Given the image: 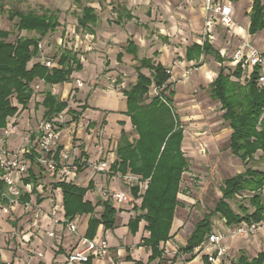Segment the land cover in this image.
Returning a JSON list of instances; mask_svg holds the SVG:
<instances>
[{"label": "trees", "instance_id": "16d2710c", "mask_svg": "<svg viewBox=\"0 0 264 264\" xmlns=\"http://www.w3.org/2000/svg\"><path fill=\"white\" fill-rule=\"evenodd\" d=\"M0 10L8 15L10 21L18 19L15 28L19 32L26 31L38 35V37H17L14 42H10L8 39L12 32L0 29L1 131L7 128L9 119L17 117L22 110L28 108L35 95L33 84L37 80L50 86L68 83L72 74L81 71L83 66L77 53L67 48L62 50L59 56V67L50 69L41 61L32 64L40 55L39 44L60 26L58 11L45 10L42 14L35 11L24 13L16 9L6 10L4 6H0ZM114 13L117 14L119 22L133 18L125 6H117L114 8ZM249 17L250 35L264 31L263 0H254ZM77 21L79 27L93 32L89 26H95L98 22L95 9L83 7L81 14L77 16ZM126 52L137 54L138 48L134 42L129 44ZM157 55L158 53H155V56ZM202 55L212 56L220 64L217 77L209 85L210 96L221 105L224 112L222 119L232 130L231 152L245 168L242 173L223 181L222 197L215 208L195 224L183 248L184 253L192 254V259L196 256L195 248L213 232L214 215H219L225 220L228 227L264 220V171L248 165L259 152H261L260 159L264 161V89L258 87L256 74L246 83H242V71L239 67L228 71L223 65L226 59L209 40H205L202 45L193 44L187 49L188 61L197 62L195 68L201 66ZM118 57L122 59L121 54ZM143 69H148L150 75L142 73ZM135 70L138 74L136 83L122 92L127 98L126 115L130 117L138 138L131 140L129 134L122 131L116 151L117 160L111 166V172L121 175L130 172L140 178L139 182L146 183L144 192L139 182L136 185L132 183L130 190L133 200H141V203L139 206L134 205V210L140 211V214L130 220L128 227L134 235L138 232L140 223L146 222L144 229L149 233V237L143 240V244L152 251L146 264H152L164 253L161 244L167 243L175 235L171 233V227L177 208L184 204L178 200V195L181 192L183 173L188 169V162L182 150L184 126L176 111L175 91L167 92L171 87V70L161 63H156L152 58L141 59ZM152 86L157 90V95L147 103ZM44 94V99L38 106L44 108L43 120L49 121L64 112L68 102L60 100L50 90L45 91ZM13 100L17 105H14ZM19 106L22 109H19ZM86 109L84 105L82 111ZM70 111L69 109L68 112ZM72 114L74 117L80 116L75 111H72ZM90 126L94 127L95 123H89L88 128ZM63 149L64 147L60 146L55 155L57 162H60L59 155ZM75 164L78 172H82L87 167L86 163L75 162ZM60 168L59 165L58 170ZM40 174L36 173L35 164L24 182L27 185L34 184L37 188L42 178ZM94 187L93 181H90L86 188L66 181L52 185L53 190L62 191L65 216L68 220L77 215H90L86 231V237L89 239L95 237L99 226H103L105 230L114 229L118 212L109 198L99 201L96 205L85 199L86 194ZM5 188L6 184L0 179V193L5 191ZM244 192L251 193L250 208L240 205V213H237L230 205V201ZM20 199L24 203L30 201L27 195ZM41 202L43 199L38 197V203ZM97 206L103 207L100 218L95 215ZM127 260L132 261L130 256ZM233 263L264 264V250L252 260L242 256ZM135 264L145 263L137 261Z\"/></svg>", "mask_w": 264, "mask_h": 264}, {"label": "crops", "instance_id": "0c3cea01", "mask_svg": "<svg viewBox=\"0 0 264 264\" xmlns=\"http://www.w3.org/2000/svg\"><path fill=\"white\" fill-rule=\"evenodd\" d=\"M224 1L230 4L233 9L232 16L235 21L234 25L230 29H225L218 21H215L212 27L208 29L207 34H205L206 12L202 0H196V3L192 6H189L186 0H90L84 6L81 5V0H0V6H4V3L32 5L33 7L39 6V8L43 7L46 10L58 11V16L66 15L69 11L71 13L75 8V3L79 6L81 5L77 16L81 14L83 7L95 9L98 22L95 26H89L93 32L79 27L78 21L76 20L77 27L75 28L77 31L70 32V37L74 41L73 45L70 42L65 47V49L67 48L77 53L83 66L82 70L74 72L68 83L53 86L46 85L48 89L45 91L50 90L60 100L68 102V107L65 112H67V118H72L71 121L74 117L72 111H78L83 112V115L90 118L95 125L99 122L104 125V138L101 141L93 139L92 136L85 132L80 133V136L77 135L76 138L79 141L72 143L70 141L71 136L67 137L66 133L68 132L70 135L71 132L69 131L72 129L73 124L68 129L61 130V146L64 147L65 151L73 154L71 157L73 161L81 162L83 160V163L87 165L86 169L78 172L71 182L86 188L89 182L93 181L95 187L86 194L85 199L94 205L99 201L107 200V197L103 196V191L106 190L109 193H125L129 199L127 202L122 203L112 201L114 207L118 210L115 228L105 230L103 226H99L95 237L92 239L96 242L107 240L108 249L105 253L101 257L91 256L90 262L88 263H69L67 261L68 256L81 248L79 238L86 236L90 215H77L80 217L78 233L70 234L64 225H55L52 217L49 215V209L52 206V194H55L54 197L61 209L60 216L65 215L61 189H52V194H48L49 196L46 195L48 198H45L43 196L45 192L43 186L41 190H38L34 184L27 186L24 182L25 184L22 185L23 196L27 195L30 197V201L25 203H31V207L24 210L22 204L16 206L13 208L10 216L6 218L3 224V231L0 234V264H5V261H13L14 264H23L26 260H31L32 264H135L137 261L146 264L148 262L152 251L143 244V240L149 237V233L144 229L146 222L142 221L140 223L139 230L134 235L128 227L130 220L140 214V211L136 212L134 210V205L139 206L141 200H133L130 190L132 185L122 180L119 177V173L97 172L94 170V166L105 158L111 169V166L117 160L116 151L122 131L128 133L131 140L138 138L133 129L130 117L126 115L127 98L124 96L122 90H128L136 83L138 74L135 66L139 64L141 59L152 58L156 63H161L169 69L171 66L170 63L176 61L174 58L178 57L179 62L171 71L173 78L183 77L187 71H191V69L198 70L204 66L197 77L203 81H210L212 75H214V66L207 59L212 56L202 55L200 59L201 66L195 68L197 62L188 61L187 59V49L193 44L202 45L205 40H209L211 44L215 42L219 48L223 49V45L226 42L236 47L238 43L244 40L248 39L252 41L253 39L254 42L252 44L259 50L264 51V31L256 35H250V17L241 23L242 13L250 14L254 0H241V3L240 0ZM119 5L127 8L133 17L131 20L123 22L117 20V14L114 13V8ZM3 13L4 15L6 14L0 10V17ZM113 16L115 17L113 18ZM59 23L60 26L58 29L63 28L61 25V17H59ZM219 29H222L221 33L225 34V39L218 34ZM67 30L70 31L68 26ZM56 31L55 34H57ZM152 31H155V34H152ZM193 33L199 34V37L193 35ZM213 33L215 34L214 37L212 36ZM51 34H48L47 37ZM202 35L204 36L203 38L201 37ZM57 39L60 44L64 43L61 37H57ZM131 42H134L138 48L136 55L126 52ZM82 49L87 53L86 55L80 53ZM218 51L223 58H227L226 61L228 60L227 62L232 69L230 58L224 52H221L222 50ZM141 53L145 57L143 55L141 56ZM155 53H158V55L155 56ZM60 54L54 61V67H59L58 60ZM120 54L122 55V59L118 57ZM38 61L40 60H34L32 64ZM145 70L149 71L148 69H143L142 73L149 76L150 71L147 74ZM100 74L108 76L107 79H111L114 85L112 84L111 87L105 82H102L105 81L102 79L100 81L101 85L99 84L90 93V96H87L88 87L83 86L82 88H77L76 82L73 81L94 80L97 82ZM172 82L170 81V90L175 91V105L181 117L178 102L176 101L186 96L184 91L185 89L189 90L191 84L189 82L187 84L179 83L176 84L177 89H174ZM241 82L243 83L242 79ZM178 88L180 89L178 90ZM44 93L42 95L43 99L45 96ZM150 100L148 99L147 103ZM84 105L87 109L82 111ZM75 106H79V108ZM40 107L42 113H44L43 106ZM69 109L71 110L70 112H68ZM12 120L16 119L12 118ZM184 138L183 142H185ZM101 145L105 147L107 152L103 156L99 152ZM126 175L133 176L134 174L128 172ZM59 181L61 180L58 179L57 182ZM139 183L140 187H142L143 183ZM38 197L43 199V202L38 203ZM37 213L38 217L35 218ZM102 213L103 207L97 206L95 210L96 217L100 218ZM237 226H232L234 227L232 230V227L226 225V231L223 230V235L225 236L224 243L229 247L230 253L234 256V260L229 261L225 259L219 262V264H235L233 262H237L242 256L252 260L264 250V229L251 237L237 236L233 235V231ZM33 227H39L41 230L40 234L33 233L31 231ZM18 229L22 232L20 230L18 231ZM13 232L19 234L17 239H12L11 234ZM26 232L28 233L25 235V239H22V234ZM51 232L54 233L53 237L48 236ZM161 248L164 249V247ZM36 253H42L43 258L38 259ZM129 256L132 261L127 260ZM184 260L183 262L179 261V257L175 255V252L173 253V251L164 249L162 257L152 264H203L204 262V258L201 255H196L192 259V254L189 259Z\"/></svg>", "mask_w": 264, "mask_h": 264}, {"label": "rangeland", "instance_id": "374dc122", "mask_svg": "<svg viewBox=\"0 0 264 264\" xmlns=\"http://www.w3.org/2000/svg\"><path fill=\"white\" fill-rule=\"evenodd\" d=\"M81 2V5L84 6L87 5L90 0H81ZM81 5L79 6L75 3V8L71 11V13H69V11L66 15L59 16L61 17V25L63 28L58 29L56 31L57 34L54 32L42 40V51L39 53V57L35 60L55 61L56 57L62 52V50L65 49V47H67L68 43L72 42L73 45L74 41L70 37V32L77 31L75 28L77 27L76 18ZM4 6L6 10L16 9L24 13L35 11L38 14H42L46 10L43 7L39 8V6L33 7L32 5H17L14 3H4ZM114 17L115 16H113V18ZM248 17L249 15L242 13L241 23ZM17 22L18 19L10 21L7 14H3L0 17V28L12 32L8 41L14 42L17 37H38V35L34 33L19 32L15 28ZM67 26L70 31L67 30ZM221 30L222 29H219L218 34L223 36L225 39L226 36L224 33H221ZM152 34H155V31H152ZM193 35L199 37V34L193 33ZM212 36L214 37L215 34L213 33ZM57 37H61L64 40V43L60 44ZM201 37L203 38L204 36L202 35ZM242 42L238 44H241ZM251 42H254L253 39ZM212 45L215 49L220 51L222 50L221 52H224L226 56H229L235 47L227 42L224 43L223 49L219 48L218 44L215 42ZM81 51L80 53L82 55L87 54L83 51V49ZM142 55L143 53H141V56ZM143 57L145 56L143 55ZM174 60L176 61L170 63L171 66L169 69L171 71L176 64H178L179 58L176 57ZM207 61L214 66V75H212L210 81H203L197 77L204 66L198 70L191 69V71H187L188 74L185 73L183 77H172L170 80L173 81L172 87L174 89L176 88V84L179 83L187 84L189 82L191 84V88L189 90L185 89L184 91L186 96L176 101L178 102L184 126L185 142H183V151L188 162V169L183 173L181 192L178 195V200L182 201L184 204L182 207L177 208L173 219L171 233H175V235L168 241L170 242L169 244H167L168 242L161 244V247H164V249L173 251V253L175 252V255L179 257V261L181 262L185 261L184 259H189L191 257V254L183 252V248L186 246L187 240L191 235L195 224L203 219L206 214L211 213L215 208L216 203L222 197L221 186L223 181L227 178L235 176L238 173H242L245 168L243 163L231 152L230 136L232 130L229 128L228 123L224 122L222 119L224 112L221 109V105L217 101L212 100L210 96L209 85L217 76L220 64L214 59V57H208ZM227 61L223 65L227 66L226 68L229 71L231 68ZM145 73L148 74L149 71L145 70ZM99 76L100 77H98L97 82L94 80H81L84 87L86 86L89 88V90H87V96H90V93L94 91L99 84L101 85L100 81L102 79L105 80L102 82H105L109 86L114 83L111 79H107L108 76L103 74H100ZM73 81L77 82V80ZM33 88L35 95L28 108L26 110H22L17 117H14L16 120L9 119V125L12 124L14 128L16 127V134L6 135L4 130L0 131V145H4L5 148L9 150L8 153H10V155L22 152V148L26 143L25 137L27 136V131L36 133L38 125L41 121H43L42 109L38 106V104L42 101V95L48 88L39 80L33 84ZM170 89H168L167 92H169ZM179 89L180 88H178V90ZM156 95L157 90L152 87L150 91V99ZM13 103L14 105H17L15 100H13ZM75 107L79 108V106ZM18 108L22 109L20 106ZM176 111L178 112V110ZM75 112L76 114H80V116H75L73 121H71L72 118H67L62 124L64 126H61V130L64 131V129H68L71 124H73L72 129L69 131L71 132L70 135L68 132L66 133L67 137L71 136L70 141L72 143L79 141V139L76 138L77 135L80 136V133L85 132L92 136L93 139L101 141L104 138V125L99 122L94 127L90 126V128H88L89 123H92L91 119L84 116L83 112ZM72 156L73 154H71V157ZM260 157L261 152L256 154L255 159L248 165L264 171V161L260 159ZM81 162L83 163V160ZM36 170L37 173H41L40 175L42 176L40 179V185L37 188L38 190H41L43 186L45 191L43 196L48 198L46 195L52 194V185L57 182L58 179L61 180L63 176L60 177V171H58L55 175H52L51 172H48L45 168L39 166H36ZM145 187L146 184H142V192H144ZM52 195L54 197L55 194ZM250 196L251 193L249 192L241 193L230 201V205L237 213H240V205L250 208ZM212 221L214 224L213 232L223 234V230L226 231L225 221L219 215H214L212 217ZM233 228L234 227H232V230ZM185 255H187V257H185Z\"/></svg>", "mask_w": 264, "mask_h": 264}, {"label": "built area", "instance_id": "2783aa9c", "mask_svg": "<svg viewBox=\"0 0 264 264\" xmlns=\"http://www.w3.org/2000/svg\"><path fill=\"white\" fill-rule=\"evenodd\" d=\"M186 3L192 6L196 3V0H186ZM202 3L206 12L205 34H207L208 29L212 27L215 21H218L225 29H230L234 25L235 21L232 16L233 9L230 4L225 3V1L223 2V0H202ZM39 50L40 52L42 51V43L39 44ZM227 57L230 58L232 69L237 67L241 69L243 83L249 81L251 77L256 74L258 87L264 89V51L256 48L252 42L247 39L241 44H238ZM41 62L50 69L54 67V61L45 60ZM76 86L77 88H82L84 85L78 80ZM66 119L67 112L64 111L52 120L41 121L36 133L27 131V136L25 137L26 143L21 153L10 155V153H8L9 150L6 149L4 145H0V179L6 184L5 191L0 193V234L3 231V224L6 218L10 216L14 207L21 204L24 210L31 207V203H23L20 197L24 195L22 189V185L25 184L24 180L29 177V172L35 164L36 166L45 168L46 171L51 172L52 175L60 171V177L63 176L61 181L71 182L76 177L77 166L75 161L72 160L70 152L63 149L59 155L60 162H57L55 159V155L61 146L60 126ZM8 126L4 129L5 134H16V127L14 128L12 124H8ZM99 152L102 156L107 153L105 147L102 145L99 147ZM30 156H33V158ZM59 165L61 167L60 170H58ZM94 170L97 172H111L108 161L105 158L94 166ZM119 177L129 185H132V183L136 184L140 180L139 177L134 175L119 174ZM103 196L117 203L127 202L129 200L125 193H109L107 190L103 191ZM51 204L49 215L52 217L54 224L64 225L65 229L70 234L78 233L80 217L76 216L70 220H68L65 215L61 217V209L55 197L51 198ZM37 217L38 213L35 215V218ZM263 229L264 220L258 223H242L236 227L233 231V235L254 236ZM19 230L20 229H18V231ZM31 231L38 234L41 232L39 227H33ZM27 233L28 232L22 234L21 238L25 239ZM18 236L19 234L17 232L11 234L12 239H17ZM48 236L53 237L54 233L51 232ZM224 239L225 236L223 234L212 232L201 245L195 248L194 253L204 258L203 264H219V262L225 259L233 261L234 256L230 253L229 247L224 243ZM79 244L81 248L68 256L67 261L69 263H88L91 256L101 257L108 249L107 240L96 242L86 236H81L79 238ZM36 256L38 259L43 258L42 253H36ZM5 264H14V262L5 261ZM23 264H32V262L31 260H26Z\"/></svg>", "mask_w": 264, "mask_h": 264}]
</instances>
